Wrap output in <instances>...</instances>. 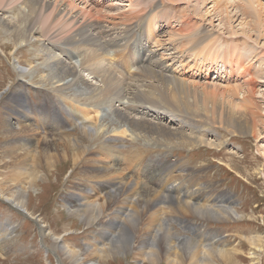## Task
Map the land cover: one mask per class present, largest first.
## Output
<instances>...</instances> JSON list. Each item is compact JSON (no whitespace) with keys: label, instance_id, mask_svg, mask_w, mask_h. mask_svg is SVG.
<instances>
[{"label":"bare ground","instance_id":"obj_1","mask_svg":"<svg viewBox=\"0 0 264 264\" xmlns=\"http://www.w3.org/2000/svg\"><path fill=\"white\" fill-rule=\"evenodd\" d=\"M102 1L104 0H0V26L5 32L15 36L16 47L30 44L39 34L45 39L41 45V54L45 55L43 67L50 70L45 79L52 85H57L54 91L61 96L67 113L81 120L76 127H84L85 123L89 128L84 127V132L91 133L90 139L98 135L95 114L98 112H95L97 107L94 99L104 96L109 109L108 115L112 113L113 122L117 126L113 132L116 137L123 138L131 133L148 143L168 149L181 145L213 147L217 145V141H222L217 140L218 134L213 131L219 129L217 125L225 128L232 136H256L263 114L256 99L258 84L251 77L255 74L252 75L251 70L244 68L248 59L243 63L237 58L235 39L228 40L223 38V34L209 32L202 25V19L195 22V18H190L191 15L197 18V15L182 14L179 19L175 17L172 12L175 4H188L191 0H158L150 4V0H128V10L116 14H112L109 8H104L105 3ZM194 2L205 5V8L212 4L206 12L215 17L219 16L220 25H224L225 29L227 26L231 28V35L238 33L231 21L236 17L240 19L241 16L236 14L231 17V13L234 10L239 13L240 8L236 7L237 3L232 4L233 0ZM249 2L252 3L253 0ZM243 4L242 8L249 7L248 3ZM175 9L177 11L178 8ZM253 9L255 12V7ZM243 11L244 14L241 15L244 17L250 13L249 9ZM10 14L15 15L10 17ZM252 15L250 22L247 21L248 17H242L240 25L247 29L249 26L258 28L262 16L257 14L260 17L257 22L256 15ZM227 42L230 44L227 45ZM14 68L20 77L28 74L21 67ZM187 70L205 76H194L189 72L188 76L185 73ZM214 70L237 73L238 77L243 78V84H236L232 91L223 89L206 78ZM77 85L88 92L74 97L66 94L72 86ZM41 110L37 112H45ZM56 117L57 115L52 114L47 119L43 114V119H40V127L47 130L48 135L54 129ZM20 123L21 132L18 133L28 135L25 139H18L13 133L17 132V127L11 124L14 140L10 141L5 158L8 160L7 168L14 170L10 171V174L13 173L10 180L6 178L8 182L0 179V198L9 203L11 208L18 211L22 209L26 213L29 190L23 185L5 184L16 182L22 176L26 179L25 176H30L29 170L32 168L36 172L41 169L46 171L68 159L75 164L85 154V149L69 144L66 147L55 145L49 150L43 148L38 150L37 165L36 140L30 132L34 130L26 120ZM47 139L44 140V146L48 143ZM121 148L122 143L117 140L106 141L96 151V158L87 160L93 164L89 169H94L97 176H104L106 186H101L100 193L106 192L107 197L99 204L96 197L100 193L93 195L89 193L94 192L91 189L82 197L72 200L71 197L67 198L66 204L71 208L72 215L85 217L91 225L99 224L102 234H110L107 239H103V243L111 245V250L116 248L112 239L115 234L120 233L119 223L123 226L129 225L135 233L142 231L143 234L138 235L140 237L137 240L129 241L130 249H136L137 257L142 260L157 263L160 251L161 254L164 253L169 264H227L236 258L239 263L238 247L219 245L220 239L217 240L218 236L213 237L212 233L204 232L198 237L203 242L211 240L208 242L211 246L216 245L215 248L205 247L202 243L193 244L187 238L184 240L186 242L179 244L180 239L175 238L173 229L165 227L167 211L161 207L164 200L156 202L157 199L148 192L141 194L135 201V196L140 194V190L135 187L137 184L122 188L121 184L126 178H120L118 182L110 181L113 176L123 175L118 169L120 163L126 164L127 169L135 167L142 174L144 168L141 164L146 162L151 153L146 148H135L126 156ZM18 159L19 161L11 164ZM101 159L110 160L106 168L101 167ZM18 162L20 165H17ZM156 166L149 165L147 171H155V168L160 170L161 176L168 177L166 182L173 179L171 176L178 169L170 165ZM187 176L193 175L188 173ZM36 181L37 179L33 180L31 189L35 187ZM187 183L185 181L182 186L178 185L173 189L176 194V207H173L175 209L172 212L181 215L189 212L216 214L228 220L235 218L234 209L231 207L232 196L219 193L213 186L201 187L194 192L191 191L192 185L183 187ZM170 209L172 210L171 207ZM143 219L146 221L141 226L140 221ZM113 221L117 223L115 227L110 224ZM2 233L3 231L0 235ZM160 235L161 239L158 240ZM155 241L160 243V247L153 245L156 244ZM249 241L252 246L250 264H261L264 237L259 234ZM55 242L57 244L58 239ZM61 245L62 255L74 264H99L97 258L83 262L78 257L79 254L73 251V247L63 243ZM2 246L1 242L0 249H3ZM96 246L93 245L91 256L99 258L103 252Z\"/></svg>","mask_w":264,"mask_h":264},{"label":"rangeland","instance_id":"obj_2","mask_svg":"<svg viewBox=\"0 0 264 264\" xmlns=\"http://www.w3.org/2000/svg\"><path fill=\"white\" fill-rule=\"evenodd\" d=\"M143 1L147 2L149 0ZM154 1L158 0H150L149 4ZM102 2L106 6L103 5L104 8H109L112 14L126 11L129 6L128 0H104ZM191 2L182 4L183 6L175 4L174 9H172L175 17L179 19L182 14L187 16L190 14L197 15V18L194 15H191L190 18H195L196 20L193 19L195 22L202 19V25L209 32L223 34V38L228 40L235 39L237 58L243 63L248 59L244 68L247 71L251 70L252 75L255 74L251 77L256 79L258 84L256 99L263 114L256 136H232L227 133L228 131L225 128L217 125L219 129L213 131L214 134H218L217 140L222 139V141L221 143L217 141V145L213 147L181 145L168 149L156 146L152 142L148 143L131 133L123 138L116 137L113 132L117 126L113 122L112 113L108 115L107 101L102 96L94 99L97 107L95 112H98L95 114L99 133L95 138L90 139L91 133L86 134L84 132V127L89 128V125L84 123V127L81 125L76 127L81 120L67 113L61 102V96L54 91L57 85H52L51 82L45 79L50 74V70L43 67L45 55L41 54V45L45 42V39L39 34L36 40L30 44H22V46L16 47L15 36L5 32L3 27L0 26V179L3 178L8 182L6 178L10 180L13 176L10 171L12 172L14 169L10 168L9 170L7 168L8 160L5 158L8 145L10 141L14 140L10 130L11 124L17 127V132L13 133L18 139H25V136L28 135V133H18V131L21 132L22 123L20 122L26 120L29 126L31 125L30 128L34 131L30 132L36 140L37 165L38 150L43 148L49 150L55 145L66 147L69 144L71 146L78 145L85 149V154L75 164L68 159L58 164L57 167L46 169V171L41 169L40 172H36L32 168L29 170L30 176H25L26 179L22 176L16 182H4L5 185H23L26 190H29L26 199L28 212L25 213L20 209L19 211L25 213L22 214L11 208L6 202L4 203V200L0 198V233L3 231L0 235V243L2 242L3 245V249H0V264H74L62 255L61 243L73 247V251L79 254L78 257L86 263L97 258L99 264H169L168 261V263L166 262L164 253L161 254L160 251L158 252L157 263L137 257V250L133 247L130 249L129 241L137 240L143 232L138 230L135 233L129 225L123 226L119 223L118 226H121L120 233L115 234L112 239V244L116 248L111 250V245L103 243V239H107L110 234H102L101 226L98 223H96L98 226L91 225L87 223L85 217L72 215L71 208L66 204V199L69 197H71V200L78 198V196L82 197L86 195V191L91 189L94 192L89 191V193L99 194L101 186H106L104 176H97L94 169H89L93 164L90 161L87 162V160L95 159L96 151L101 144L112 140L122 143L121 150L126 156L132 153L135 148H146L151 152L146 162L141 164L144 168L142 174L138 173L135 167L127 169L126 164L121 165L120 163L118 169L122 171L123 175L120 177L113 176V180L110 181L118 182L121 180L120 178H126L124 183L121 184L122 188L125 185L128 187V185L135 186L137 184L135 187L140 190L138 191L140 194L135 196V201L141 194L148 192L157 199L156 202L164 200L165 203L161 207L163 206L164 210L167 211L165 227L173 229L175 238L180 239L179 244L186 242L184 240L187 238L193 244L202 243L205 247L211 246V243H209L211 240L208 239L203 242L198 235L200 236L204 232L212 233L213 237L218 236L217 240L220 239L219 245L229 244L231 247H238L240 251L239 263H237L236 258L227 264H250L252 246L249 239L259 234L264 237V0H253L252 3L249 0H233L234 3L232 4L237 3L236 7L240 9H238V13L235 12L236 10L232 11L231 8V17L236 14L238 17L241 16L240 19L236 17L231 21L236 29L235 31L238 32L237 36L231 35V28L228 26L225 29L224 25H220L219 16L215 17L206 12V9L211 8L212 4L205 8V5H199L194 0H191ZM211 2L212 0H208V3ZM243 2L248 3L249 7L242 8ZM254 7L257 13L254 12ZM175 8H178L177 11ZM258 8L260 10L262 8V10H257ZM247 9L250 10V13L245 17L242 16L241 14H244L243 10ZM252 14L256 15L255 21L257 19V22L260 20L257 14L262 16L260 26L257 25L258 28H249V26L247 29V27L240 25L242 17L244 19L248 17L247 21L250 22L253 17ZM14 15L10 14L9 16L13 17ZM250 16L252 17L250 18ZM229 44L227 42V45ZM168 64L172 66L170 62ZM15 66L25 69L28 74L20 77L14 68ZM188 72L194 76L197 74L192 70H187L185 73L188 74ZM223 72L214 70L206 78L229 91L234 90L236 84H243V78L238 77L237 73L224 72L223 74ZM189 74L188 76H190ZM198 75L205 76V74H197L196 76ZM83 92L88 91L77 85L72 86L66 94L74 97L81 95ZM39 109H42L41 111L45 110V112L39 114L37 112L40 111ZM43 114L47 119L52 114L57 115V122L55 121L54 129L49 132V135L46 132L47 130L40 127V119H43ZM45 139L48 142L46 146L43 145ZM17 161L19 159L11 164ZM100 162L101 167L106 168L110 160L103 161L101 159ZM152 164L160 167L170 165L178 169L174 176H171L173 179L166 182L167 176H161L160 170L157 171L155 168V171H147L148 166ZM17 165H20V162ZM188 173H192L193 176H187ZM34 179H37V181L35 187L31 189ZM185 181H188V183L183 187L187 188L192 185L191 191L194 192L201 187L213 186L212 188L216 187L219 193H227L232 196L234 206L231 207L234 209L235 218L228 220L216 214L214 216L208 213L193 214V212H189L181 215L172 212L175 209L173 207H176V194H174L173 189L177 188L178 185L182 186ZM185 191L187 190H183V192ZM105 194L106 192L100 193L96 197L99 204L107 197ZM172 198H175V200ZM172 202L175 204L170 205ZM28 215L29 217H27ZM145 221V219L141 220L140 225L142 226ZM110 224L115 227L117 223L113 221ZM141 226L139 228H142ZM57 239L58 243L56 244ZM157 239H161V235ZM155 243L153 245L160 247L158 241H155ZM93 245H97L96 248L98 247V250L101 253L103 252V257L91 256ZM134 247L136 248V246ZM211 247L215 248L216 245ZM261 264H264V251L261 256Z\"/></svg>","mask_w":264,"mask_h":264}]
</instances>
